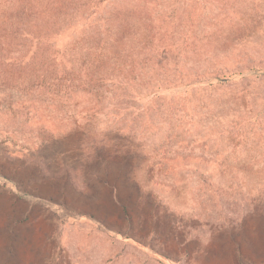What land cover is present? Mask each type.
<instances>
[{
  "label": "rangeland",
  "instance_id": "obj_1",
  "mask_svg": "<svg viewBox=\"0 0 264 264\" xmlns=\"http://www.w3.org/2000/svg\"><path fill=\"white\" fill-rule=\"evenodd\" d=\"M0 264H264V0H0Z\"/></svg>",
  "mask_w": 264,
  "mask_h": 264
},
{
  "label": "clouds",
  "instance_id": "obj_2",
  "mask_svg": "<svg viewBox=\"0 0 264 264\" xmlns=\"http://www.w3.org/2000/svg\"><path fill=\"white\" fill-rule=\"evenodd\" d=\"M94 158V150L84 151V148L81 147L80 155L77 157V163L69 167L61 159L56 164L57 173L60 176L67 175L77 191L87 194L90 191V184L96 179V175L90 174L86 169V165L90 164Z\"/></svg>",
  "mask_w": 264,
  "mask_h": 264
}]
</instances>
